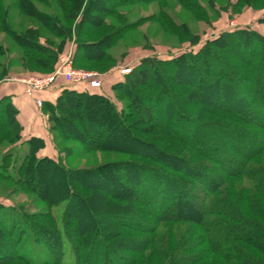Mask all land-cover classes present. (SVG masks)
<instances>
[{"label": "trees", "instance_id": "obj_1", "mask_svg": "<svg viewBox=\"0 0 264 264\" xmlns=\"http://www.w3.org/2000/svg\"><path fill=\"white\" fill-rule=\"evenodd\" d=\"M58 1L63 5L62 16L37 8V4L49 7L47 0H14L9 6L0 0V34L12 36L20 51L19 55L10 58L8 65L19 62L24 70L32 72L38 68L37 72L52 74L60 53L71 39L74 40L71 57L75 67L84 63H114L107 54L109 48L136 28L139 22L121 24L112 29L105 24V17L117 16L123 6L153 0H114L86 29H83V24L93 1ZM178 1L198 16L204 11L200 4L202 0ZM206 1L209 3L210 0ZM244 1L237 0L234 9L256 7L257 0ZM66 2L77 5L82 2L84 5L77 10L64 6ZM14 10L34 18L41 26L25 23L20 26V32L15 31L11 22ZM167 11L166 8L162 10L164 14ZM260 22L264 24V17ZM102 27L112 31L104 38L90 40L89 37ZM42 30L48 31L54 39L47 37ZM253 45L257 48L249 49L247 53L246 49ZM256 50L261 53L258 59L254 54ZM7 51L8 47L0 44V56ZM230 53L235 55L233 64L228 60L227 54ZM263 59L264 34L241 28L223 32L217 38L207 40L196 51L169 59L156 55L142 57L135 66L128 67L127 73L119 71L123 80L112 84V95L101 91L105 84L103 78L99 87H91L87 83L68 84L63 80L65 86L55 101L43 100L42 109L48 115L49 130L60 133L64 142H80L81 151L79 148L72 156L108 149L113 142L111 137L116 138L117 131H122L128 138L150 145L149 149L161 158L149 159L156 162L155 165L121 160L72 170L64 160L65 156L60 155L63 150H58L56 158L38 155L44 146L42 138L31 136L21 141L22 128L16 118L17 110L9 96L0 98V138L8 136L11 145L26 143L28 149L16 165L9 150L3 154V166L11 167V171H0L1 178L13 182L19 192L38 194L49 205L65 202L59 220L49 208L31 214L26 208L15 207L8 210L12 217L7 221L0 206V250L9 244L12 252L8 256L0 252V264H64L61 261L64 240L74 255V264H155L154 260L158 264H199L203 250L216 254L223 263L263 264L254 252L264 256V84L252 80L263 65ZM8 65H0V81L5 79L3 75L7 74ZM181 70L192 74L190 79H186L189 85L180 81L176 83ZM234 77L237 85H225L227 79ZM211 88L220 92L224 100L229 98L230 102L210 103L207 93ZM255 102L261 103V114L246 110L247 104ZM88 108H94L110 123L102 125L101 120L91 118V123L84 128L74 127L82 115L80 110ZM235 110L242 121L250 124L248 130L241 124L225 122L224 116L218 115L234 114ZM153 111L159 113L156 120L150 119ZM136 121H151L169 133L174 139V144H168L169 148L174 146L184 155L136 137L132 132ZM177 125L183 128L176 129ZM67 126L80 135H68ZM236 127L243 129L239 133L242 136L247 134L246 138L257 135L256 145L242 149L234 141ZM57 145L60 147L59 142ZM78 147L75 145L72 149ZM104 168L117 173L124 181L122 183L118 179L126 189L123 194L114 187L109 190L97 185L105 199L129 200L117 213L93 210L91 201L94 193L87 198L74 183L75 179L83 186L80 178L96 177ZM218 169L221 173L213 179L211 174ZM40 173L49 175L50 179L60 178L59 185H50L47 190L40 191ZM34 179L36 181L30 184ZM157 180L162 187H157ZM186 187L196 190L194 196L201 202L202 209L195 215L196 227L186 233H173V230L171 234L158 233L160 223L187 218L180 214L168 215L174 198L186 192ZM152 193L158 194L155 204L151 200ZM193 198L189 201L193 202ZM129 202L139 206H131ZM78 206L90 220L88 224L77 218ZM128 231L137 234H128ZM26 239L42 243L54 255V260L36 263L20 253L19 244ZM127 251L129 254H125ZM212 264L218 263L212 261Z\"/></svg>", "mask_w": 264, "mask_h": 264}, {"label": "rangeland", "instance_id": "obj_2", "mask_svg": "<svg viewBox=\"0 0 264 264\" xmlns=\"http://www.w3.org/2000/svg\"><path fill=\"white\" fill-rule=\"evenodd\" d=\"M13 1L14 0H4L5 6H9V4H11ZM47 1L49 7L37 4V8L43 10L46 13H53L57 14L58 16L63 15V5L60 4L58 0ZM92 1L93 2L90 5L91 7L86 13V19L83 24V29H86L89 25H92V22L97 21L96 18H100V14L102 13V11L108 8L110 3L114 0ZM210 1L209 3H207L206 0L200 1V4L203 6L204 11L199 13V16L190 9L184 7L178 0H153L150 2H141L135 3L133 5L123 6L119 9V14L117 16L105 17V24L109 25V28L112 27V29H115L121 26V24H128L134 22L139 23L137 24L136 28L134 27L131 32L126 34V36H124L115 45L109 48L107 54L112 57L115 62H105L102 65L101 63H84L78 65V67H75L74 65L73 66L82 71L97 72L102 74V78L105 84L104 88L101 89V91L112 95V84L119 80H123V76L119 75L120 68L123 66L133 67L139 62L142 57L156 55L160 58L169 59L181 53H185L188 51H196L207 40L217 38L223 32H231L241 28H248L257 31L261 34H264V24L260 22V19L264 17V0H257L256 7L254 8L244 6L240 9H234L233 7L237 0ZM243 3H245L244 0ZM83 5L84 4L82 2H80L79 5L71 2L64 3V6H68L71 9L77 8V10L81 9ZM164 8L168 10L167 14H164L162 12ZM11 13V22L15 25L14 30L17 32L21 31L20 26L25 23L26 25L34 27L41 26V23L39 21L35 20L30 16L25 17L22 14H18L15 10ZM61 22L64 23L65 20L61 18ZM109 28L102 27L98 31H95L91 35V37H89L90 40L94 41L104 38L105 34L112 31V29ZM42 33H44L47 37L54 39V37L49 34L48 31L42 30ZM13 41L14 39L12 36L5 35L3 33L0 34V44H3L4 46L8 47V53H5L3 54V56H0V65H8L7 63L10 61V58L12 56L20 54L19 49ZM73 41L74 40L71 39L65 44L67 46L64 51L60 53L56 68L60 64V56L66 53L67 51L73 49ZM254 47L257 48L255 45L250 46L248 49H246V52L248 53L249 49H255ZM95 51L96 50L94 49L93 52ZM254 54L256 55V59L261 56V53L257 50ZM227 55L229 57L228 60L230 61V63L233 64L235 62V55L232 53ZM34 69L38 70V68ZM1 70L2 68H0V72ZM37 70H34L32 72L24 70V68L21 67L19 62L13 63L11 65H8L7 74L3 75L5 76L3 82L10 81V79L13 78L12 76H45L51 73L41 70L37 72ZM14 73H20V75L16 76ZM190 75L192 76V74L188 73L186 70H181V74L178 76V78H176L175 81L176 83H178L179 81L181 83L186 82V84L189 85L186 79H190ZM227 80L225 82V85L226 83H232L233 85L238 84L237 80H235V77L231 80ZM252 80H256L257 82L264 84V63L260 66V69L257 71L255 77H253ZM207 95V99L210 103L212 101L217 104L227 101L230 102L229 98H225L224 100V97L221 96V93L216 91L214 88H211ZM140 105L145 106L144 103H140ZM260 108L261 103L255 102L251 105L247 104L246 110L250 111V113L253 114H261ZM80 111V114L82 115H80V120L77 121L76 126L73 125L74 127L84 128L87 124L91 123V118L101 120L103 122L102 125H104L105 123H110L109 119H104L103 116L99 112H96L94 108L83 109V111ZM237 112L238 111H236L234 114L229 113L227 115H225L224 113H218V115L224 116L223 120L225 122L237 125L241 124L245 127H242L243 129L248 130L250 124L248 122L242 121L241 118H239V114H237ZM239 113H241V111H239ZM245 115L248 114L245 113ZM151 116L152 117L150 119L156 120L159 117V113L153 111ZM47 125L49 126L48 119ZM175 128L182 129L183 127L177 125ZM47 129L48 135L46 136L45 140H43L44 146L39 150L38 155H47L56 158L57 156H59L58 150H63L61 151L62 153L60 152V155L65 156L66 159L64 160L67 162V165L72 168V170L93 168L103 163L121 160L146 162L148 165H155L157 163L149 159H154V161L156 160V158L161 159L158 154L149 149L150 145L146 146L140 143L139 141L132 140L131 138L125 136L122 131H117L115 135L116 138L111 137V139H113V142L109 144L110 148L108 147V149L91 150L87 153L81 154L80 156L74 157L72 156L74 154L73 152H76L77 150H79V148V151H81L80 142H64L63 137L60 133L51 132L49 130V127ZM65 129L68 131V135H80L75 131H71L72 128L70 126H67ZM242 130L241 127L240 129L239 127H236L233 137L234 141L236 140L237 143L241 145L242 149L247 150L256 145L258 141V136L251 135L246 138V136H248L247 134L242 136L239 133V131L241 132ZM132 132L135 134L136 137L149 141L151 144L153 143L155 145H158L164 150L174 152L178 155H184V153H182V150L178 151V149L174 146L169 148L170 145L168 146V144H174V139L169 136V133L165 132L159 127L154 126L151 121L133 122ZM7 139L8 136L0 138V171L5 172L11 171V167L3 166V162L1 159L3 154L7 150H9V152L14 155L15 158L12 159V162L15 160V165L16 163L18 164L22 156L28 151L26 143L20 144V142H17L11 145L9 144L11 140ZM58 142L60 147H58L57 145ZM75 145L79 147L76 149H72V147ZM180 145L181 144L179 143V146ZM111 146L113 148H111ZM220 173L221 169H218L215 174H211V177L215 179L216 176ZM40 175V191L43 189L47 190L50 185L58 186L60 183V178L50 179L49 175H45L42 173H40ZM155 178L156 176L154 177V179ZM180 178H183V176H180ZM80 179V181H82L83 183V186L79 185L74 179L76 188L80 192H82L83 195L87 198H89L90 194L94 193L92 196L91 203L93 204V210L98 213H117L123 209L121 206L125 205V203L129 201L127 199H115L114 201H111L112 199H105L102 197L103 195L101 191L97 188V185H102L104 188H107L109 190L110 188L114 187V190L120 191L119 193L122 194L126 192L125 187L122 186L119 181L121 180L123 183L124 181L122 180V178H120L117 173L111 171L109 168L102 169L101 173L98 174L96 177L94 175H90L84 176ZM35 181L36 179H34V181H30V184H33ZM156 182L157 187H162V184L158 183V180ZM185 189L186 192L182 193L179 198H174L175 202L173 203V206L169 209L168 215L174 216L180 214L187 218L184 221H166L164 223H160L157 230L158 233L171 234L172 230L173 233H186L196 227L195 215L198 210L202 209L201 202H199L194 196V192H196V190H191L187 187ZM156 196H158V194L152 193L151 200L153 204L156 203ZM191 197H194L193 202L189 201ZM104 199L106 200L105 203ZM64 205L65 202H59L53 205H49L46 202L42 201L36 193L19 192L17 191L16 185L13 182L5 180L0 176V206H2V210L5 211L4 215L7 221H9L12 217V214H8V210L10 208L15 207L26 208L31 214H37V212L45 211L46 208H49L52 211V214L59 220ZM130 205L134 207L139 206V204L136 203H130ZM77 208H79L77 218L82 219L84 223L88 224L90 220L84 216L79 206ZM128 234L137 233L133 231H128ZM9 247V244L8 246H4L2 250H0V252L5 253L7 256L12 254ZM18 251L36 263L52 261L55 258L54 255L48 249H46L42 243H35L30 239L23 240L19 244ZM62 251L63 253L61 261L64 264H74V255L70 252L69 245L66 240L63 241ZM125 254H129V251H127V253ZM254 254V256L259 257L262 260V263L264 264V256L260 257L256 254V252H254ZM212 261H215L218 264H229L227 262L223 263L222 259L216 254L211 252H205L203 250L202 256L198 259L199 264H212ZM154 263L158 264V262L155 260ZM5 264L22 263L7 262Z\"/></svg>", "mask_w": 264, "mask_h": 264}, {"label": "crops", "instance_id": "obj_3", "mask_svg": "<svg viewBox=\"0 0 264 264\" xmlns=\"http://www.w3.org/2000/svg\"><path fill=\"white\" fill-rule=\"evenodd\" d=\"M64 86L65 82L63 79L58 78L50 89L41 92L39 95L44 101L54 102ZM4 96L10 97L12 104L17 110L16 118L22 128V141L31 136H37L45 140L48 135V115L44 113L42 107L39 108L34 103L32 97L25 94L23 84L17 81H1L0 98Z\"/></svg>", "mask_w": 264, "mask_h": 264}, {"label": "built area", "instance_id": "obj_4", "mask_svg": "<svg viewBox=\"0 0 264 264\" xmlns=\"http://www.w3.org/2000/svg\"><path fill=\"white\" fill-rule=\"evenodd\" d=\"M72 52L67 51L60 56V64L52 74L45 76L26 75L10 79L23 84L24 92L27 96L32 97L34 103L41 108L43 100L40 93L50 89L57 77H62L68 84L87 83L91 87H99L102 83V74L97 72L82 71L75 68L72 64ZM120 73L125 74L129 71L128 67H121Z\"/></svg>", "mask_w": 264, "mask_h": 264}]
</instances>
